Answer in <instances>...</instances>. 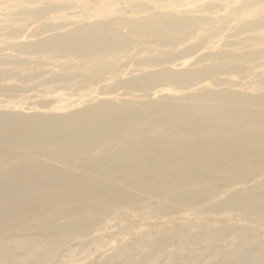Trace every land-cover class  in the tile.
<instances>
[{
  "label": "rangeland",
  "instance_id": "1",
  "mask_svg": "<svg viewBox=\"0 0 264 264\" xmlns=\"http://www.w3.org/2000/svg\"><path fill=\"white\" fill-rule=\"evenodd\" d=\"M93 24H101L105 42L89 55L54 47L32 48L54 35L73 33ZM219 93L254 101L264 98V0H0V112L23 117L60 116L75 114L88 106L115 104L119 107H109L103 115H112L128 106L145 113L142 120H128L101 135H65L53 133L52 127H48L53 133L50 145L37 141L13 150L2 146L0 175L16 169L22 160L36 164L41 160L42 164L49 162L62 170L79 171L80 180L94 172L84 159L106 157L128 142L149 136L178 147L188 145L196 136L228 139L231 134L227 131L235 129L264 136V104L238 105ZM216 94L218 98H214ZM146 102L151 105L142 108ZM180 103L220 109L225 104L235 108L238 105L252 114L248 116V125L240 121L225 123L222 131L225 112L212 113L210 125L215 129L211 132H169L164 129L169 121H160L158 114ZM17 120L10 128L14 134L43 133L35 123ZM216 120H221V124ZM154 121L158 123L154 125ZM23 122L28 125L18 126ZM139 127L152 130L131 137L133 132L141 133ZM90 143L94 145L88 153L77 149ZM168 149L169 146H162L151 156ZM256 151L259 149L251 147L248 155L246 149L239 153L251 156V164L256 165L260 161L253 157ZM14 152L41 155L17 158ZM215 160L220 168L229 167L228 157ZM171 172L172 176L178 175L176 170ZM45 174L35 184L31 178L22 177L14 185L21 192L13 194H76L53 188L54 184H48L49 173ZM258 178L264 181V176L259 175L242 177L236 188L251 187L249 191L263 195V183L260 182L259 189L254 188ZM215 179L219 182H210ZM223 179L214 174L199 178L197 190L205 192L213 187L219 195L211 201L203 193L197 199L190 197L189 205L199 203L194 207L176 203L169 209L164 199L140 200L149 191L144 189L146 186H131L139 180L129 176L113 181L129 191L117 201L85 195L72 200L73 205L67 204L66 198L50 201L42 210L41 203L22 206L19 212H40L27 222L0 227V264H24L33 252L35 258L30 264H225L235 256L239 242L251 244L245 253L247 258H257L264 264V254L256 255L264 244V214L208 209L235 188L222 183ZM151 180V176H145L141 181L147 184ZM6 184L0 181V189L8 188ZM25 187L28 189L23 191ZM161 194L169 195L166 191ZM91 204L94 208L89 207ZM258 207L263 208L264 203H257ZM66 209L72 210L70 217L61 215ZM70 223L72 228L56 230Z\"/></svg>",
  "mask_w": 264,
  "mask_h": 264
},
{
  "label": "bare ground",
  "instance_id": "2",
  "mask_svg": "<svg viewBox=\"0 0 264 264\" xmlns=\"http://www.w3.org/2000/svg\"><path fill=\"white\" fill-rule=\"evenodd\" d=\"M104 38L105 37L102 35L101 24H93L88 27L81 28L73 33L54 35L48 39L33 44L32 48L45 49L54 47L62 50L64 49L74 54L89 55L100 49L101 44L105 42ZM219 94L220 96L223 95L226 100L236 104L238 103V105L246 106V104L252 103L264 104V98L260 97L254 101L253 99L244 97L240 98L235 95H231L230 93ZM218 96L219 95L216 94L214 95V98H218ZM148 105H151V102H146V104L143 103L141 106L142 108H147L145 106ZM238 105H236L235 108L231 105L225 104L222 107L223 109H220L207 104L180 103L170 105L165 112L159 113L158 115H160V121H169V125L165 126V128L163 127L165 130L168 129L169 132L191 133L196 131L199 133L203 130L211 132V129H215L214 126L210 125L211 120L214 119L212 117V113L214 112H225L227 114L226 120L222 124L221 120H216L219 124H221L220 130L223 124H234L235 121H240L238 123L245 122V125H248V116L252 113L248 109L246 111L242 108L239 109ZM109 107L115 109L119 106L115 104L106 107L100 105L91 107L88 106L75 114L60 116L34 115L33 117H23L20 114L13 112H0V126L2 125V128H0V148H2V146L10 150H13L15 147L24 148L27 143L33 144L37 141L45 145H50L48 143L51 139H53V133H64L65 135L68 134L74 136H89L108 132L113 127L115 128L128 120L133 119L134 121H137L139 119L142 120L145 117L143 116V114H145L144 111L137 109L138 107L135 108L131 106L124 107L117 112H112L114 113L112 115H103L104 110ZM21 118L26 119L24 121H29V124L35 123L37 128H41L43 130V133L41 134L36 131V133L14 134L10 131V128L16 125V122L18 121L17 119ZM176 119H186V121L182 123L174 122ZM196 119V122H192ZM158 121H154V125H156ZM50 122L51 124H49ZM259 122L263 124V121ZM259 122H257V124L261 125ZM82 123H84L85 126H82ZM151 124L153 123L151 122ZM241 124L239 126H241ZM26 125H28V122H23V124L21 123L18 126L22 127ZM48 127H52L54 132L50 133ZM16 129L18 130L19 128ZM137 130L141 131V133L137 134V132H133L130 136H140L146 132H151L152 129L150 127H139ZM237 131L238 130L236 129L227 131V133L231 134V137L223 140L211 138L213 136H196L193 141L189 142L188 145L185 144L179 147L174 146L175 143L157 141L151 136L144 137L143 139L140 138L124 144L123 147L117 148L106 157L97 156L94 158L84 159L83 161H86V163L90 166L88 169L90 171L94 170V172L91 177L82 176L80 177V180L79 177H77L79 171L74 172L62 170L57 167V165L53 166L49 162L48 164H42L40 162L41 160H38L37 164L36 161L30 162L29 160H22L19 162L20 164H17L16 169L6 170L0 175V181H2V183H7L6 185L9 186L8 188L0 189V227H10L27 222L32 217L37 216L40 210H42L50 201H62L67 198L69 200V203L67 204L73 205L71 202L72 200L84 198L85 195L91 198L96 197L105 199L109 197L111 200L117 201L124 195L123 193L126 194L129 192L123 187L114 185V179L120 176L136 177L139 182L131 184L134 188H143V186H146L144 189L149 191L147 194L148 196L142 195L140 200L150 197L156 199L157 201L164 199L166 201V207L170 209L171 207L174 208L176 203L181 207H194L199 205L198 201L193 204L194 206L189 205V199L190 197H195L197 199L198 196L200 197L201 193L205 195V199L209 198L208 200L211 201L219 195L217 193V189L211 187L205 192L197 190L200 184L199 178L208 177L212 174L217 176L221 175L224 177L222 181L220 180L222 183L231 184L232 187L235 188L228 191L225 199L219 200L208 207V209H214V212L229 209L235 211L242 210L241 212L257 211L264 214V207L257 208V203H264V194L258 195L253 191H249L251 187L236 188V185L241 183L242 180L240 179H242V177H248L250 175L264 176V136L261 133L251 130H242L241 132ZM121 142L122 140L120 139V143ZM93 145L94 144L91 145V143L86 145L83 144L80 146L81 148L77 149L88 153L89 149ZM115 145H118V141H116ZM165 145L169 146L167 151L151 156L155 150H158ZM251 147H253V150L259 149V151H256L257 155L255 156L257 157L253 156L254 158H258L260 160L259 164L252 165V160L250 159L251 156L247 157L240 155L239 153L242 149H246V154L248 155ZM235 151H238V153H234ZM44 152L46 151L44 150ZM33 155L40 156L41 154L26 152L20 154L17 153L16 155L14 152V156L17 158H27L28 156ZM222 157H228L229 159V167L227 169L217 166L219 162L215 159ZM151 162H153V164L150 165L149 163ZM115 165H121L120 169L114 168ZM128 165H132V168H127ZM101 167L105 170H101ZM171 170L178 171V175L172 176ZM105 172L109 173V175ZM45 173H49V183H47L54 184L53 188L57 186V188L61 189V191L76 192V194H70L69 197H65L64 195H43L40 193H35L29 196L28 194H26L27 196L13 194L14 192H21L20 189H14V185L20 182L22 177L23 179L31 178V183L33 182L35 184L39 182V178L41 176L46 175ZM145 176H151L154 180H151V182L147 183L149 185H147L144 181H141ZM259 179L260 178L256 179L257 185L254 186V188H258V185H262L261 183H263L264 186V181L261 182ZM206 181H209L208 178ZM210 182L215 183L219 182V180H210ZM128 185H130V183ZM28 187H25L23 191L27 190ZM162 191H166L169 195H162ZM26 193L28 192L26 191ZM77 194L83 195L78 196ZM34 203H41L40 207L42 208L32 212L18 211L22 206H32ZM200 206L195 207L196 210L199 209ZM89 207L94 208V205L91 204ZM71 213L72 210L66 209L62 210L61 215L64 217H70ZM72 227L73 223H70L66 226L63 225L60 228L57 227V229H55L61 230L62 228L67 229ZM246 244L247 242L237 243L235 251L233 252L235 256L233 258H229L225 264H230L231 262L232 264H261L259 259H251L245 256V253L249 251L248 249L251 246V244ZM33 254L35 255L34 252ZM261 254H264V244L256 253V255ZM34 255L26 257L24 259V264H30L31 259L35 258Z\"/></svg>",
  "mask_w": 264,
  "mask_h": 264
}]
</instances>
